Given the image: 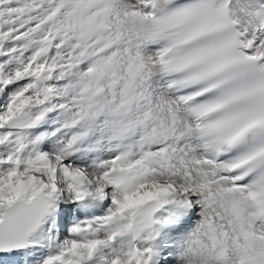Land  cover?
Segmentation results:
<instances>
[{"label":"snow or ice","instance_id":"1","mask_svg":"<svg viewBox=\"0 0 264 264\" xmlns=\"http://www.w3.org/2000/svg\"><path fill=\"white\" fill-rule=\"evenodd\" d=\"M0 264H264V0H0Z\"/></svg>","mask_w":264,"mask_h":264}]
</instances>
